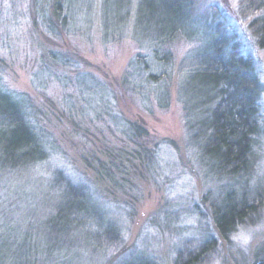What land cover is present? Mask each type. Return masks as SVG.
<instances>
[{"label": "rangeland", "instance_id": "obj_1", "mask_svg": "<svg viewBox=\"0 0 264 264\" xmlns=\"http://www.w3.org/2000/svg\"><path fill=\"white\" fill-rule=\"evenodd\" d=\"M139 1L126 5L125 0H75L50 21V33L33 12L41 0L36 5L32 0H0V88L22 102L44 139L49 163L42 164L40 172L63 171L75 183L96 182L97 209L117 229L115 239L96 240L98 251L77 249L70 264H122L130 259L175 264L179 256L184 258L207 242L214 247L199 264H252L264 247V204L250 224L223 241L214 229L207 197L221 195L227 179L212 173L187 134L182 101L189 108L195 102L188 79L192 65L208 48L211 32L199 26L197 37L172 42L169 64L151 70L158 76L157 84L143 85L134 94L122 79L136 54H150L152 37L135 24ZM193 10L196 21L219 20L253 61L260 89V131L249 157V177L235 189L250 199L258 192L264 196V47L257 36L264 0H195ZM108 16L114 21L121 18L122 23L113 26L118 35L107 38L102 25ZM55 61L66 62V67ZM159 94L167 100L164 107L156 99ZM190 114L201 118L197 109ZM119 122L141 124L152 138L147 148L156 151L148 169L131 167V159L125 163L128 175L115 173L127 180H119L121 185L100 179L92 170L98 163L95 156L107 165L133 153L113 124ZM20 182L25 189L20 188L16 200L21 209L26 201L35 202L37 192L27 190L32 187L27 180ZM41 230L31 231L32 238H39L38 250L44 248ZM4 233H13L8 223L0 232ZM43 258L31 262L41 264ZM54 261L48 264H58Z\"/></svg>", "mask_w": 264, "mask_h": 264}, {"label": "trees", "instance_id": "obj_2", "mask_svg": "<svg viewBox=\"0 0 264 264\" xmlns=\"http://www.w3.org/2000/svg\"><path fill=\"white\" fill-rule=\"evenodd\" d=\"M125 1L128 5L129 0ZM194 1H139V16L135 24L152 36L148 49L150 54L139 53L130 60L122 85L130 87L134 94H138L143 85H156L158 76L151 70L156 67L163 69L169 64L172 58L169 45L172 42L178 38L187 42L197 37L199 26L204 25L211 32L208 48L192 65L188 79L195 102L191 108L184 101L182 104L187 134L192 137L212 173L227 179L224 192L214 199L207 197V201L211 202L210 215L215 231L223 241H228L239 227L250 224L259 215L264 204V196L259 192L250 199L243 194L239 196L235 189L249 177V157L260 131V89L251 57L244 55L234 37H228L215 17L196 21L193 17ZM33 2L38 4V0ZM74 2L41 0L40 7L34 5L38 8L33 12L41 16L42 25L51 33L50 21L60 17L63 7L70 9ZM108 18L102 25L107 38L118 35L113 26L122 23L121 18L117 21ZM64 23L65 20L62 21ZM257 33L258 44L264 47V19ZM198 41L201 43L199 37ZM137 43L141 44L139 37ZM55 62L66 67V62ZM156 99L159 106H166L167 100L162 94ZM195 109L201 113L200 119L190 117V112ZM121 123L113 124L132 147L133 153L127 154L128 157L120 155V159L115 157L116 160H110L107 165L95 156L98 163L92 169L100 179L105 177L117 185H121L119 180L127 181L115 175H128L125 163L130 159L137 160L136 163L130 162L131 167L148 169L155 161L156 153L154 148H147L152 138L141 124ZM43 140L22 102L0 88V232L6 223L13 232L0 234V264H32L31 260H39V256H44L41 264L54 263V260L58 264H70L77 256V249L98 251L100 246L96 247V240L116 237L115 226L104 221L97 209L95 193L100 190L96 182L75 183L63 171H46V175L40 172L43 165L49 163V153ZM20 180L31 184L27 190L32 188L37 192L35 202L29 204L26 201L21 209L16 201L20 188L25 190ZM43 212L48 213L43 216ZM38 228L39 231L42 229L41 239L44 240V248L39 250L36 247L39 238L31 235V231ZM62 239H65L64 244H59ZM64 245L67 252L62 248ZM213 247L214 243L207 242L194 253L184 258L179 256L175 264H199ZM49 254L52 259L46 258ZM122 264L153 263L147 259L136 262L130 259ZM252 264H264V247L255 254Z\"/></svg>", "mask_w": 264, "mask_h": 264}]
</instances>
